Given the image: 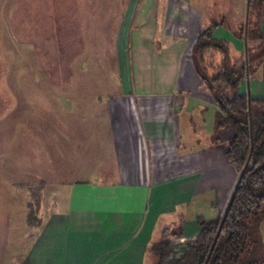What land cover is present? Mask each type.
I'll list each match as a JSON object with an SVG mask.
<instances>
[{
  "label": "crops",
  "instance_id": "0c3cea01",
  "mask_svg": "<svg viewBox=\"0 0 264 264\" xmlns=\"http://www.w3.org/2000/svg\"><path fill=\"white\" fill-rule=\"evenodd\" d=\"M200 7L126 0L114 44L120 85L106 103L111 148L97 162L113 178L43 179L35 224L27 212L26 227L0 214V264H151L165 229L181 242L199 233L197 217L224 214L239 173L225 156L233 131L215 129L217 104L191 59L206 25ZM222 26L213 36L240 57ZM259 70L240 92L255 75L262 82Z\"/></svg>",
  "mask_w": 264,
  "mask_h": 264
},
{
  "label": "rangeland",
  "instance_id": "374dc122",
  "mask_svg": "<svg viewBox=\"0 0 264 264\" xmlns=\"http://www.w3.org/2000/svg\"><path fill=\"white\" fill-rule=\"evenodd\" d=\"M195 1L206 25L221 23L244 48L233 41L246 13L256 17L247 0ZM125 2L0 0V214L13 226L26 227L30 208L38 218L43 179L113 178L97 162L111 148L106 103L120 85L114 44ZM244 89L264 96L256 75ZM175 232L166 236L179 242Z\"/></svg>",
  "mask_w": 264,
  "mask_h": 264
},
{
  "label": "trees",
  "instance_id": "16d2710c",
  "mask_svg": "<svg viewBox=\"0 0 264 264\" xmlns=\"http://www.w3.org/2000/svg\"><path fill=\"white\" fill-rule=\"evenodd\" d=\"M248 7L255 8L256 17L249 16L246 32L245 25L239 31L244 51L235 61L229 43L213 36L218 22L201 29L191 51L195 69L218 107L215 129L233 131L225 156L239 175L230 201L220 217H197L200 230L194 238L174 242L165 229L149 248L151 264H264V96L239 91L243 78L259 69L264 84V0H248ZM35 216L30 208L29 225L37 222Z\"/></svg>",
  "mask_w": 264,
  "mask_h": 264
},
{
  "label": "water",
  "instance_id": "95a60500",
  "mask_svg": "<svg viewBox=\"0 0 264 264\" xmlns=\"http://www.w3.org/2000/svg\"><path fill=\"white\" fill-rule=\"evenodd\" d=\"M247 12H248V0H247ZM246 27H247V13H246V22H245V32H246Z\"/></svg>",
  "mask_w": 264,
  "mask_h": 264
},
{
  "label": "built area",
  "instance_id": "2783aa9c",
  "mask_svg": "<svg viewBox=\"0 0 264 264\" xmlns=\"http://www.w3.org/2000/svg\"><path fill=\"white\" fill-rule=\"evenodd\" d=\"M247 77V76H246Z\"/></svg>",
  "mask_w": 264,
  "mask_h": 264
}]
</instances>
